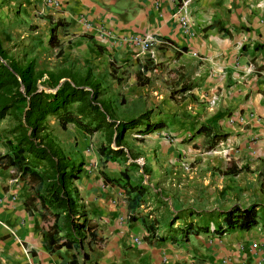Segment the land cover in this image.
Segmentation results:
<instances>
[{"label": "crops", "instance_id": "1", "mask_svg": "<svg viewBox=\"0 0 264 264\" xmlns=\"http://www.w3.org/2000/svg\"><path fill=\"white\" fill-rule=\"evenodd\" d=\"M58 1L0 0L2 47L11 30L42 69L89 68L116 118L149 111L164 128L127 133L124 163L81 137L75 186L93 238L77 250L49 247L36 187L1 165L0 264H264V0ZM136 36L153 38L146 51ZM251 205L257 225L228 228Z\"/></svg>", "mask_w": 264, "mask_h": 264}, {"label": "trees", "instance_id": "2", "mask_svg": "<svg viewBox=\"0 0 264 264\" xmlns=\"http://www.w3.org/2000/svg\"><path fill=\"white\" fill-rule=\"evenodd\" d=\"M24 52L11 55L0 41V146L4 149L0 166L13 169L36 187L34 198L52 218L45 231L49 247L77 250L93 238L75 186L84 163L75 158L80 151L65 150L51 121L61 131L73 126L81 137L98 134V154L121 163L128 160L124 151L128 132L147 135L162 130L164 124L150 123L149 111L130 119L116 118L104 100L106 88L89 68L42 69L35 57ZM128 153L134 160L135 155ZM225 218L228 228L249 230L257 225L256 206H234ZM72 264H77L76 259Z\"/></svg>", "mask_w": 264, "mask_h": 264}, {"label": "rangeland", "instance_id": "3", "mask_svg": "<svg viewBox=\"0 0 264 264\" xmlns=\"http://www.w3.org/2000/svg\"><path fill=\"white\" fill-rule=\"evenodd\" d=\"M14 12H15L14 14H16L17 9H15ZM22 19L29 23L28 18L23 14H21V18L19 19L20 23L22 22ZM5 37H6L5 29L0 27V38L2 40H4ZM7 38H8L7 43H9V45L5 46L4 49H7L11 55H21L23 53V51H25V52H28V56L31 57V54H32V51H31L32 48L31 47L33 45L28 44V45L24 46V41H20L19 38L16 36V34L14 32H12L11 30H8V32H7ZM51 124L54 127L55 135L57 136L58 140L63 144L65 150L71 151L72 153H75L77 151H80V148H81V149H84V151H85V149H86L85 143L86 142L81 140V136H78L76 134V131L74 130L73 127H69V129L67 131H61L58 128V126L56 124H54V121H51ZM125 141H127V144L131 145V140L130 139L128 140V136L126 137ZM90 144L92 145V142H90ZM153 154L154 153H153V149H152L151 155L153 156ZM75 158L77 160L80 159V157L76 156V155H75ZM161 159H162V157H160V156L157 157V159H156V165L158 168L160 167L158 165V163L162 164ZM154 164H155V162H154ZM167 171L170 174L171 168L169 167ZM107 172L109 174H119L118 169L116 167H108Z\"/></svg>", "mask_w": 264, "mask_h": 264}, {"label": "built area", "instance_id": "4", "mask_svg": "<svg viewBox=\"0 0 264 264\" xmlns=\"http://www.w3.org/2000/svg\"><path fill=\"white\" fill-rule=\"evenodd\" d=\"M47 2L54 7H57L59 5L58 0H47ZM186 4L187 3L183 4L180 9H184ZM180 24L186 28L188 26V19L185 16H181ZM127 41L134 46H138L142 51H146L149 48L150 43L153 41V38H151L150 36H146L144 38L136 36L129 38ZM138 163L140 164V161H138Z\"/></svg>", "mask_w": 264, "mask_h": 264}, {"label": "water", "instance_id": "5", "mask_svg": "<svg viewBox=\"0 0 264 264\" xmlns=\"http://www.w3.org/2000/svg\"><path fill=\"white\" fill-rule=\"evenodd\" d=\"M64 80H62V82H63Z\"/></svg>", "mask_w": 264, "mask_h": 264}]
</instances>
